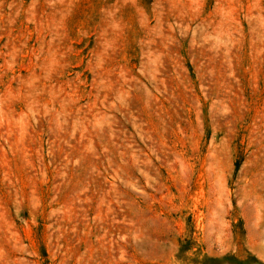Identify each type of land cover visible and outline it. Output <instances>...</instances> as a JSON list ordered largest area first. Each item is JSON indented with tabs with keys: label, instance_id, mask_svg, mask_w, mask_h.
Masks as SVG:
<instances>
[{
	"label": "rangeland",
	"instance_id": "rangeland-1",
	"mask_svg": "<svg viewBox=\"0 0 264 264\" xmlns=\"http://www.w3.org/2000/svg\"><path fill=\"white\" fill-rule=\"evenodd\" d=\"M0 264H264V0H0Z\"/></svg>",
	"mask_w": 264,
	"mask_h": 264
}]
</instances>
